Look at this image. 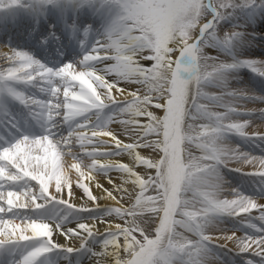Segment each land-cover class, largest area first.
Returning <instances> with one entry per match:
<instances>
[{"label": "snow or ice", "instance_id": "6c2138e0", "mask_svg": "<svg viewBox=\"0 0 264 264\" xmlns=\"http://www.w3.org/2000/svg\"><path fill=\"white\" fill-rule=\"evenodd\" d=\"M50 7L49 38L68 36L79 59L50 67L0 46V91L43 130L13 136L15 117L0 121V264H77L83 251L95 264H225L224 249L264 264V179L257 197L224 174L264 178V154L231 142L264 143V92L229 83L241 68L264 79V59L237 54L250 45L243 25L218 28L253 23L245 10L264 12V0H0L27 17ZM58 120L69 127L60 138ZM94 209L105 211L79 218Z\"/></svg>", "mask_w": 264, "mask_h": 264}, {"label": "rangeland", "instance_id": "374dc122", "mask_svg": "<svg viewBox=\"0 0 264 264\" xmlns=\"http://www.w3.org/2000/svg\"><path fill=\"white\" fill-rule=\"evenodd\" d=\"M38 1V0H37ZM33 2V0H31ZM259 0H257V4ZM16 12V9H8L5 11H0V20L4 21L0 23V46H11L21 48L29 53L33 54L35 58L41 60L42 63H46L48 66H59L62 63L72 62V59H79L81 53V48L78 43L75 45V52L68 51L64 44L68 39L67 36L61 38L57 42L53 38H49V31L54 29L51 27V18L39 17L38 22L36 17H28L21 20H11L7 16V12ZM52 12V8L48 9L49 16ZM255 12H259L258 9H246V16H253ZM233 20L242 21L245 20L244 16L233 17ZM72 19L69 20V23L72 22ZM235 23L230 19L228 21H222L218 26L221 32L230 30ZM83 32V26H81V37ZM59 35V32L57 33ZM254 34V35H253ZM83 38V37H82ZM47 39V44H41L40 41ZM250 45L245 44L243 48H239L240 54L246 58L251 59H264V17L262 18L259 26L258 34L252 33L250 36ZM41 49L45 51H41ZM241 77L236 81L239 85L237 87H250L256 92H264V79L250 72L247 68H241ZM13 87L14 90L25 91L28 95L35 96L41 100L46 99L47 96L45 93L39 91L38 88H25L22 84H12L9 85ZM209 87V85H208ZM235 87V86H234ZM114 110L116 106L113 105ZM109 112V111H108ZM15 117L16 127L10 129L11 135H39L42 133V128L40 122L33 118L28 108L20 104L15 98L8 93L6 90L0 91V121L7 119V115ZM89 114V118H90ZM69 127L67 124L58 120L57 127L54 129V133L57 138L67 134ZM4 131L3 127H0V134ZM233 143H240L242 150L249 151L255 155H261L262 149H264V143L257 141L256 143L248 142L243 143L237 138L232 139ZM259 145V146H257ZM225 178L231 182L232 186H239L242 191L247 195L258 196V186L260 181L264 178L258 177H246L238 172H229L225 170ZM22 214H31L25 210ZM259 224V221H254ZM231 224L235 223L230 221ZM89 247L99 251V243L91 241ZM223 252L226 255L233 254L232 259L234 260L231 264H245L246 261H252L255 264L257 261L262 262L260 256L253 255L252 252L239 253L229 252L227 249H224ZM224 255V253H223ZM225 256V255H224ZM96 257L92 256L91 252L83 251L80 255V261L92 264L96 262ZM229 263V261H228ZM95 264V263H93ZM230 264V263H229Z\"/></svg>", "mask_w": 264, "mask_h": 264}, {"label": "bare ground", "instance_id": "6f19581e", "mask_svg": "<svg viewBox=\"0 0 264 264\" xmlns=\"http://www.w3.org/2000/svg\"><path fill=\"white\" fill-rule=\"evenodd\" d=\"M32 3L34 5H37L38 4V1L37 0H33ZM52 11H53V9H52ZM67 11L68 10H66V12ZM68 14L70 16V19L69 20H71V18H75L74 15H72L70 12ZM7 16L11 20H13V21L18 20V19L21 20V19L28 18L27 16H24V15H17V11L16 12L8 11L7 12ZM48 17H50V16H48ZM263 17H264V12L259 11V12H255V20H254L253 23L245 24V20H242V21L233 20L234 19L233 17L231 18V20L235 23V25H243V27H240L239 30L241 32H243V33L246 34L245 40L246 41H249L250 40V36H251L252 33L258 34L260 22H261V20H262ZM36 19H37V17H36ZM226 21H228V19ZM94 27H97V28L100 27V20H99L98 17H97V23H96V25H94ZM101 31H102V29H101ZM74 43H75V41H74ZM243 47H240V46L237 47V49H236L237 54H240L239 48H243ZM206 51H210L213 56H217L218 55L221 59H229V60L231 59V56L226 55L224 52H217L216 50H213V49H206ZM241 70L242 69H239L238 71L229 74V83H230L231 86L237 87V85H239L236 81L242 75L241 74ZM205 91H208L209 93H214V92H218L219 91V88L217 86H215V85H209V87L208 86L206 87ZM108 111H114V107L111 106L109 109H106L105 110V113H102L101 114V118H103L104 115L106 113H108ZM90 116H91L90 119L92 120V123L93 124L98 123V121L96 120V114L95 113H90ZM195 154H198V153H195ZM261 195H262V193L259 192V195L257 197H259ZM102 213H103L102 210H100V209H94L91 212L79 213L78 216H79L80 219L87 220L90 217H98V216L102 215ZM225 223L229 226V228H231L232 224L230 223V221L226 220ZM90 242H91V240L89 241V244H90ZM223 253L225 255V256L223 255V259L225 261V264H229V263L231 264V263H233V261H234L232 259L233 254L232 255L231 254L226 255L225 252H223ZM228 261H229V263H228ZM93 263H95V262H93ZM77 264H89V263H86V262H83V261L78 260L77 261ZM255 264H262V262L259 263L257 261Z\"/></svg>", "mask_w": 264, "mask_h": 264}]
</instances>
